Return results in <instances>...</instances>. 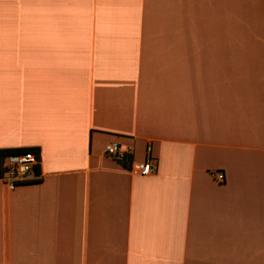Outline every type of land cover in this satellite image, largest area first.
<instances>
[{"label": "crops", "instance_id": "1", "mask_svg": "<svg viewBox=\"0 0 264 264\" xmlns=\"http://www.w3.org/2000/svg\"><path fill=\"white\" fill-rule=\"evenodd\" d=\"M60 5L0 29V264H264V0Z\"/></svg>", "mask_w": 264, "mask_h": 264}, {"label": "built area", "instance_id": "2", "mask_svg": "<svg viewBox=\"0 0 264 264\" xmlns=\"http://www.w3.org/2000/svg\"><path fill=\"white\" fill-rule=\"evenodd\" d=\"M107 154L118 161L124 159V154L120 151L117 144L107 147ZM151 147L147 148V158L144 162L136 165L137 171L143 176H149L157 172L156 163L150 159ZM40 167V156L36 152H23L3 156L0 161V176L7 183L10 189L17 185L30 181L32 178L38 179L37 168ZM217 179L223 183L225 177L218 174Z\"/></svg>", "mask_w": 264, "mask_h": 264}, {"label": "rangeland", "instance_id": "3", "mask_svg": "<svg viewBox=\"0 0 264 264\" xmlns=\"http://www.w3.org/2000/svg\"><path fill=\"white\" fill-rule=\"evenodd\" d=\"M0 0V29L5 25L12 24L16 30H36L43 25L45 30H51L56 23L55 17L67 14L68 10L61 3H69L70 0ZM56 7V8H55ZM68 7V6H67ZM38 11L43 18L37 19ZM10 20L11 22L5 21ZM39 24V25H38Z\"/></svg>", "mask_w": 264, "mask_h": 264}, {"label": "trees", "instance_id": "4", "mask_svg": "<svg viewBox=\"0 0 264 264\" xmlns=\"http://www.w3.org/2000/svg\"><path fill=\"white\" fill-rule=\"evenodd\" d=\"M36 152L38 155L39 150L38 149H33V148H26V149H8V150H1L0 151V161L3 156L9 155V154H16V153H23V152ZM124 159L120 161L124 166L129 167L130 166V160L131 157L128 155H124ZM37 172H39V168H37ZM1 175V174H0Z\"/></svg>", "mask_w": 264, "mask_h": 264}]
</instances>
